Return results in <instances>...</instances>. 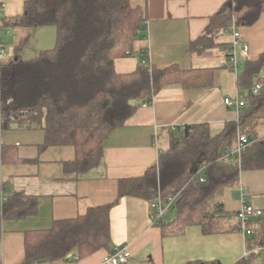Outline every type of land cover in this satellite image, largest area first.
Listing matches in <instances>:
<instances>
[{
    "label": "trees",
    "instance_id": "1",
    "mask_svg": "<svg viewBox=\"0 0 264 264\" xmlns=\"http://www.w3.org/2000/svg\"><path fill=\"white\" fill-rule=\"evenodd\" d=\"M263 13L264 0H229L192 42L191 52L213 55L222 32L233 24L252 25ZM147 20V6H133L132 0H27L22 14L0 17V28L26 32L14 45L17 56L0 60V180L5 162L21 161L1 140V132L13 121L43 129L42 149L73 146L76 156L64 164L65 171L80 176L103 163L106 139L126 124L140 103L150 105L170 86L214 85L212 68H157L147 52L135 71L118 73L116 58L133 55ZM45 27L55 28V45L23 58L33 31ZM263 69L264 53L246 58L238 88L249 104L242 108L238 121L217 134L204 123L187 125L183 132L166 129L167 144L161 147L159 163L142 176L120 180V197L167 199L181 191L174 216L160 223L163 236L182 235L194 224L201 225L205 233L216 232L221 211L210 202L223 188L237 186L242 170L264 169V137L258 138L256 127L264 116V89L260 95L253 92L256 82L264 85ZM131 100L140 103L132 105ZM239 133L251 138L241 163L223 160L224 150L236 147ZM203 165L206 180L191 182ZM6 194L0 206V236L5 220L25 219L39 210L37 196L19 190ZM110 209L111 205L92 206L75 218L54 221L50 229L26 231L23 264L67 259L74 253L81 258L111 248ZM257 256L248 254L235 264H252Z\"/></svg>",
    "mask_w": 264,
    "mask_h": 264
},
{
    "label": "crops",
    "instance_id": "2",
    "mask_svg": "<svg viewBox=\"0 0 264 264\" xmlns=\"http://www.w3.org/2000/svg\"><path fill=\"white\" fill-rule=\"evenodd\" d=\"M26 1L0 0V14L6 17L20 15ZM228 1L132 0L133 6H147L148 20L143 25L133 55L116 58V71L122 74L135 71L142 58L135 51L145 49L150 63L157 68L171 65L182 69L212 68L214 85L191 89L170 86L162 89L150 105L140 103L126 124L106 139L104 161L98 168L80 176L68 173L64 164L75 158L73 146L42 149L43 129L30 128L17 121L6 129L1 140L11 147L13 153L16 151L21 161L9 159L2 165L1 180L5 191L19 190L37 196L39 210L31 217L3 222L0 264H23L26 231L50 229L56 220L75 218L92 206L103 205H111V248H101L81 258L74 253L67 259L34 264H102L115 248L130 252L126 264H189L198 261L235 264L251 253L258 255L252 264H264V252L260 253L264 244V215L250 222L251 236L238 228L242 207L240 185L247 188L249 202L264 211V169L242 170L239 184L223 188L210 202L212 208L221 211L216 217L217 231L213 233H205L201 225L194 224L188 226L182 235L165 237L160 224H156L152 217L151 200L119 196L121 179L142 176L159 163L162 143L167 144L166 129L173 125L204 123L212 134H217L228 123L239 120L242 109L226 105L225 99L235 98L238 93L244 95L238 88V77L244 71L246 58L264 53V13L254 24L239 26L249 54L246 56L243 46H238L242 64L237 70L217 67L218 63L227 61L225 52L233 39L230 30L220 34L217 56L205 57L190 50L192 42L205 32L212 16ZM245 100V106H248V99ZM262 118L256 125L258 138L264 137V116ZM174 214L173 208L170 217Z\"/></svg>",
    "mask_w": 264,
    "mask_h": 264
},
{
    "label": "built area",
    "instance_id": "3",
    "mask_svg": "<svg viewBox=\"0 0 264 264\" xmlns=\"http://www.w3.org/2000/svg\"><path fill=\"white\" fill-rule=\"evenodd\" d=\"M1 6V2H0ZM2 15L0 14V17ZM232 32V42L228 45L226 49V62H221L217 64L218 68H227L231 71H235L242 64V60L238 56V46H243V53L248 56L249 47L247 44L243 43L242 36L239 31V26L233 24L231 27L227 29ZM147 52L145 49H137L135 51L136 54L140 56H144ZM134 53V52H133ZM7 56V44L4 42V38L0 35V60L2 57ZM264 89V85L262 83L256 82L253 87V92L256 95H260ZM225 103L228 106H234L237 109H242L246 105V100L243 94L238 93L235 98H226ZM2 124V116L0 113V126ZM174 131L183 132L186 128V125L177 126L173 125L171 127ZM251 138L246 133H239L237 137V145L235 148H227L224 150L222 159L228 162H239L241 163L243 157L244 149L250 144ZM205 165H203L198 172L191 178V182L196 181H205V176L203 174V170ZM181 194V191L176 195H172L167 199H163L161 196H158L155 199H152L153 204V212L152 217L156 224H160L164 221H168L170 219L171 210L175 207V204ZM239 197L242 203V207L239 211V228L240 231L245 233L247 236H251L253 230L250 228V222L264 215V211L258 208H255L248 199V191L247 188L240 185L239 187ZM7 200V194L4 188V183L0 180V206ZM264 252V244L260 248V253ZM130 252L127 249L115 248L111 251L103 260L102 264H126L130 260Z\"/></svg>",
    "mask_w": 264,
    "mask_h": 264
},
{
    "label": "rangeland",
    "instance_id": "4",
    "mask_svg": "<svg viewBox=\"0 0 264 264\" xmlns=\"http://www.w3.org/2000/svg\"><path fill=\"white\" fill-rule=\"evenodd\" d=\"M42 29V30H40ZM8 30L10 32H8ZM40 31H43L41 33ZM25 30H18V29H3L1 28L0 34L4 38L5 44H7V55L9 58L17 56L15 50H14V45L20 40V38L25 35ZM55 28L54 27H45V28H38L35 29L32 33V36L30 38V42L26 45V48L22 52V57L23 58H30L34 57L38 54L39 50L41 48H51L55 45ZM220 52L219 47L213 50V53L215 56H217ZM214 56V57H215ZM14 122H12L13 124ZM11 124V126H12ZM7 131L3 130L1 132V138L2 134ZM162 147H166L164 143H162Z\"/></svg>",
    "mask_w": 264,
    "mask_h": 264
},
{
    "label": "water",
    "instance_id": "5",
    "mask_svg": "<svg viewBox=\"0 0 264 264\" xmlns=\"http://www.w3.org/2000/svg\"><path fill=\"white\" fill-rule=\"evenodd\" d=\"M139 103H140V101H137V100H131L130 101V104H132V105H137Z\"/></svg>",
    "mask_w": 264,
    "mask_h": 264
}]
</instances>
